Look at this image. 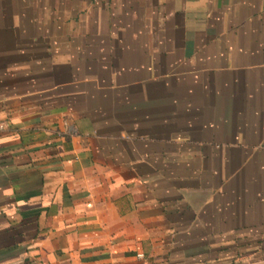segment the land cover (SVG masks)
I'll return each mask as SVG.
<instances>
[{"label":"crops","instance_id":"0c3cea01","mask_svg":"<svg viewBox=\"0 0 264 264\" xmlns=\"http://www.w3.org/2000/svg\"><path fill=\"white\" fill-rule=\"evenodd\" d=\"M0 264H264V0H0Z\"/></svg>","mask_w":264,"mask_h":264},{"label":"built area","instance_id":"2783aa9c","mask_svg":"<svg viewBox=\"0 0 264 264\" xmlns=\"http://www.w3.org/2000/svg\"><path fill=\"white\" fill-rule=\"evenodd\" d=\"M9 129V123L7 121H0V132L6 131Z\"/></svg>","mask_w":264,"mask_h":264}]
</instances>
